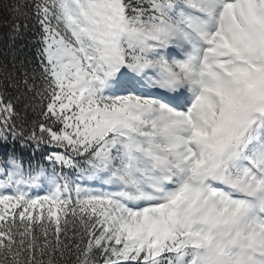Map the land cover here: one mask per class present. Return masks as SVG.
I'll list each match as a JSON object with an SVG mask.
<instances>
[{
  "label": "snow or ice",
  "instance_id": "obj_1",
  "mask_svg": "<svg viewBox=\"0 0 264 264\" xmlns=\"http://www.w3.org/2000/svg\"><path fill=\"white\" fill-rule=\"evenodd\" d=\"M0 264H264V0H8Z\"/></svg>",
  "mask_w": 264,
  "mask_h": 264
},
{
  "label": "trees",
  "instance_id": "obj_2",
  "mask_svg": "<svg viewBox=\"0 0 264 264\" xmlns=\"http://www.w3.org/2000/svg\"><path fill=\"white\" fill-rule=\"evenodd\" d=\"M8 0H0V65L11 66L13 59L17 62L25 58L33 59L34 48L27 44V40L10 39L11 16L7 10Z\"/></svg>",
  "mask_w": 264,
  "mask_h": 264
}]
</instances>
